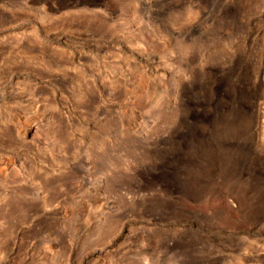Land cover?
Listing matches in <instances>:
<instances>
[{
    "label": "rangeland",
    "instance_id": "obj_1",
    "mask_svg": "<svg viewBox=\"0 0 264 264\" xmlns=\"http://www.w3.org/2000/svg\"><path fill=\"white\" fill-rule=\"evenodd\" d=\"M0 264H264V0H0Z\"/></svg>",
    "mask_w": 264,
    "mask_h": 264
}]
</instances>
